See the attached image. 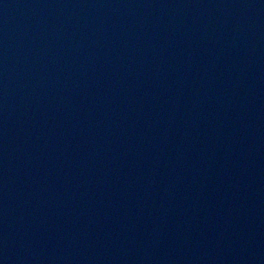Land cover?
Wrapping results in <instances>:
<instances>
[{"label": "water", "instance_id": "1", "mask_svg": "<svg viewBox=\"0 0 264 264\" xmlns=\"http://www.w3.org/2000/svg\"><path fill=\"white\" fill-rule=\"evenodd\" d=\"M0 264H264V0H0Z\"/></svg>", "mask_w": 264, "mask_h": 264}]
</instances>
